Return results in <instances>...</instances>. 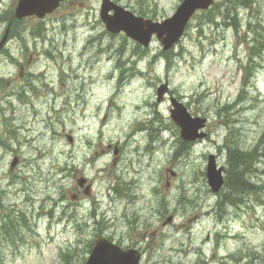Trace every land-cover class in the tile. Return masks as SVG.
I'll return each instance as SVG.
<instances>
[{"label":"rangeland","instance_id":"rangeland-1","mask_svg":"<svg viewBox=\"0 0 264 264\" xmlns=\"http://www.w3.org/2000/svg\"><path fill=\"white\" fill-rule=\"evenodd\" d=\"M16 1L0 0V264H83L99 235L140 264H264V0H214L168 51L107 32L100 0L21 20ZM112 1L161 20L182 0ZM170 96L206 138L178 142ZM234 149L254 188L212 193L207 156L227 180Z\"/></svg>","mask_w":264,"mask_h":264},{"label":"water","instance_id":"water-1","mask_svg":"<svg viewBox=\"0 0 264 264\" xmlns=\"http://www.w3.org/2000/svg\"><path fill=\"white\" fill-rule=\"evenodd\" d=\"M62 0H17L13 17L20 19L28 15L43 17L46 13L53 11ZM212 0H182L174 13L162 20L153 22L135 16L129 10L117 5L111 0H101L100 19L107 31L115 33L124 31L133 40L147 46L152 34H156L162 44L163 50L170 48L182 35L183 30L195 10L207 9ZM110 10L112 13L110 14ZM167 90L166 82L161 84L157 91V101ZM173 109L170 111L171 118L180 127V135L185 139H195L201 135L197 134L203 126L204 119L193 118L187 112L182 103L170 98ZM221 170H214L212 160L209 161L207 169V182L212 191H217L222 185ZM139 254L129 249L122 251L119 246L112 244L104 236H99L87 258L85 264H137Z\"/></svg>","mask_w":264,"mask_h":264},{"label":"trees","instance_id":"trees-1","mask_svg":"<svg viewBox=\"0 0 264 264\" xmlns=\"http://www.w3.org/2000/svg\"><path fill=\"white\" fill-rule=\"evenodd\" d=\"M224 7L230 10V8H228L227 6ZM218 9H220L221 12H219ZM231 9L235 10V7H231ZM211 12H217L218 15H221L223 19H226L222 11V8L215 7L214 9H212ZM169 53L170 52H166L165 54L167 55ZM167 59L169 61L168 56ZM247 156H248V163L245 160ZM249 160H250V155L242 156L241 153H236L235 149L230 152L228 158V169H227L228 176L225 182V186H226L225 188L229 192L228 195L233 196L232 194L236 192L239 193L240 191H244V190H248V192H250V190L251 191L253 190L254 188L253 184L249 183L248 180L244 178L245 172H247V170H249V167L251 166Z\"/></svg>","mask_w":264,"mask_h":264},{"label":"bare ground","instance_id":"bare-ground-1","mask_svg":"<svg viewBox=\"0 0 264 264\" xmlns=\"http://www.w3.org/2000/svg\"><path fill=\"white\" fill-rule=\"evenodd\" d=\"M95 54V53H94ZM133 107V106H132ZM133 108H136L140 113L141 112H144V111H141V105H138V106H134ZM137 110H136V112H137ZM36 111H38V109H37V107H36ZM135 111V110H134ZM7 112V110H2L1 111V117L3 118V119H8V117L5 115V113ZM11 113H12V111H11ZM232 114H234V112H232ZM18 117L19 118H22V116H21V114L19 113L18 114ZM139 136H140V134H138ZM2 141L0 140V143H1ZM34 146H36V144H33ZM32 146V145H31ZM31 146H27V148H30ZM242 154V153H241ZM139 156V158L141 157V153H138V152H136V148H132L130 151H129V158H128V160L129 161H131V162H134L135 161V159L137 158ZM242 156H244V154H242ZM101 171V170H100ZM99 171V172H100ZM249 172H245V176H246V174H248ZM120 174H124L123 173V171H121V173ZM64 175H62L61 177H59L58 179H56V181H58V180H62V179H64ZM238 180H239V178H238ZM236 194H238L237 192L236 193H234V194H232L233 196H236ZM208 211L209 210H207V211H201V212H199L198 214H197V218L198 219H200L201 217H203V216H206V214L208 213ZM13 227L14 226H12V227H10L6 232H7V239H9V238H11V231H12V229H13ZM235 236V235H234ZM232 239H233V237H231ZM229 261V259H224L223 260V262L224 263H226V262H228Z\"/></svg>","mask_w":264,"mask_h":264},{"label":"flooded vegetation","instance_id":"flooded-vegetation-1","mask_svg":"<svg viewBox=\"0 0 264 264\" xmlns=\"http://www.w3.org/2000/svg\"><path fill=\"white\" fill-rule=\"evenodd\" d=\"M36 35H38V33H36ZM206 134V133H205ZM5 237H7L6 235H5Z\"/></svg>","mask_w":264,"mask_h":264}]
</instances>
